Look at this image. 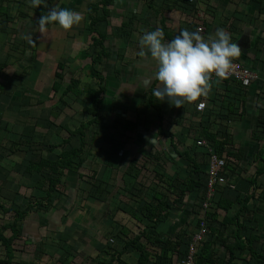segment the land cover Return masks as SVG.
Listing matches in <instances>:
<instances>
[{"label": "rangeland", "instance_id": "374dc122", "mask_svg": "<svg viewBox=\"0 0 264 264\" xmlns=\"http://www.w3.org/2000/svg\"><path fill=\"white\" fill-rule=\"evenodd\" d=\"M95 1L97 0H41L39 5H34L31 0H15L16 9L9 8L8 14L12 20L19 15L18 23L9 25L7 19L4 22L0 20V52L6 54L2 47L9 40L18 47L15 53L9 51V66H6L0 76V85L3 86L0 92V200L4 207L27 209L34 197H46V189L38 183L47 179L50 174L36 172L30 175L22 167L28 161L55 158L62 147L53 146L64 143L71 136L70 131L84 120L91 119L83 110L89 103L85 92L80 97L69 93L61 100L60 93L52 90V84L55 80L62 81L55 76L60 61L66 65L65 84L70 81L73 71L81 79V88L84 89L88 84L96 86L87 66L92 58H77L79 52L88 48L91 42L87 27V5ZM150 1L152 3V0H114L111 17L97 25L114 44L108 47L112 54L110 63L94 65L106 75L108 89L104 94L105 105L99 123L86 129L89 156L79 169L82 176L78 171L68 172L67 180L63 177L61 188L53 192V201L48 203V208L44 205L31 206L28 216L19 222L25 239L21 241V237L17 240L11 264H95L91 257L104 256L109 259L110 254L104 253L100 248L120 246L113 235L121 222L133 227V233L142 227V223L138 226V220L123 211L120 212L123 213L122 216L116 219L117 205L129 208L136 203L135 192L140 190L141 194L149 198L155 188H159L151 170L163 169L155 163L152 153L157 149L163 151V159L166 161L164 172L167 175H184L190 168L188 162L174 151L168 138H159L157 123L153 120L154 110L147 109L148 90L144 92L142 86L138 87L148 84L149 79L140 76L143 72L140 75L133 73L135 67L147 69L153 65L150 53L142 54L139 44L144 31L161 28V24L154 25L152 22V18L156 16L153 7H148ZM240 1L242 4L248 2ZM53 7H67L78 11L83 15V20L71 29H64L55 22L41 28L39 18ZM260 7L264 8V1ZM257 11L261 13V20L254 22L260 29L256 32L254 50L256 56L261 55L264 59V50L260 48L264 46V12ZM14 29H25L26 33L24 31V35H14ZM16 41H22L21 46ZM11 50L14 51L13 48ZM91 51L93 50L90 49ZM145 72L148 76L149 71ZM237 87L240 86L236 85L235 88ZM163 106L166 116L176 114L177 106L169 100L165 99ZM138 111L142 112L140 116L137 115ZM216 115L213 117L217 119ZM128 120L137 121V132L134 135L131 131L125 133ZM171 128L174 132L183 131L184 142L179 145L180 149L189 147L195 136L194 130L188 132L186 125L178 126L176 123ZM225 128L227 127L224 126L223 129ZM125 135H129L127 141H124ZM179 138L183 139V136L177 135V139ZM79 143L78 137L72 136L71 142L64 146H77ZM241 167L239 175L244 181H248L247 173L254 171L255 164L245 163ZM140 168L141 173L136 176ZM204 168H207V162ZM95 172L96 175H93ZM261 177V181H264V175ZM231 179L232 177L227 178L225 182L233 184L231 191L236 194L241 184ZM176 211L178 210L173 211V214ZM13 215L12 211L6 212L0 206V226L11 222ZM166 226L173 233L174 227L169 222ZM3 231L7 235L12 233L6 227ZM3 247L0 244V259L6 252ZM255 248L264 253V243H256ZM69 251H76L75 256L64 258ZM218 256L227 258L223 247ZM242 256H247V250ZM125 257L136 263L137 253L127 252ZM247 262L257 264L254 259H247Z\"/></svg>", "mask_w": 264, "mask_h": 264}, {"label": "trees", "instance_id": "16d2710c", "mask_svg": "<svg viewBox=\"0 0 264 264\" xmlns=\"http://www.w3.org/2000/svg\"><path fill=\"white\" fill-rule=\"evenodd\" d=\"M248 1L262 3L264 0ZM112 5H114V0H97L88 3L87 18L89 21L87 27L91 35V42L88 48L82 49L77 55L79 59L92 58L87 66H89L91 77L96 81V86L88 84L84 89L81 88V79L75 76L73 71H71L70 81L65 84L66 65L60 61L57 64L55 76L63 82L55 80L52 84V90L60 93L61 100H64V96L69 93L80 97L85 92L89 103L84 106L83 110L91 116V119L84 120L77 128L70 131L71 136L64 140V143L53 146V148L62 147L55 158L28 161L22 167L23 171L30 175L36 172H48L50 174L47 179L38 183L46 189V197L44 196L46 200L44 197H34L27 205V209L4 207L0 200V206L6 212L12 211L14 213L11 222L0 226V244L4 246L6 251L3 255V258L6 259H0V264H4V262L11 264L15 257L17 240L21 237V241L25 239L19 222L28 216L31 206L42 207L44 205L48 208V203L53 201V192L61 188V183L63 184L62 178L66 177L67 180V175L70 172H79L89 156L86 129L94 123H99L105 105L104 94L108 89L106 75L94 65L110 63L112 54L108 47L114 44L108 38L107 33L99 30L97 25L111 17ZM152 6L151 3H148V7L151 8ZM41 9L46 11V9ZM259 10L264 12L263 7H259ZM7 12V6L0 5V16L6 15ZM163 21H165L164 17L162 18L161 29L164 31L165 39L171 40L174 37L168 31L167 26L163 24ZM16 32L17 30L14 29L13 33ZM260 48L264 50V46ZM90 49L93 51L90 52ZM10 58L8 57L7 60ZM7 60L0 62V71L9 64ZM263 60L261 55L260 57L258 55L257 61H254L252 65H246L264 76ZM233 61L244 63L238 57H235ZM159 83L157 79L151 80L145 88L148 90L147 109L152 108L154 110L153 120L154 123H157L159 138L161 137L162 140L163 137L168 138L174 151L180 158L188 162L190 168L184 175H167L164 172L166 161L163 159V151L160 149L154 151L152 153L154 161L163 169L151 170L152 173L154 172L153 178L159 183V188H155L153 195L149 198L141 194L139 190L135 192V204H131L129 208L119 204L115 210L116 212L123 211L125 214H131L133 218L138 220L136 224L139 226L142 223V227L139 228L138 232L133 233V227H130L128 223L121 222L117 232L113 235L115 242L120 243V246L100 248L104 253L110 254L109 259L104 256L91 257V259L95 264H185L190 244L193 242L195 234L200 231L201 224L205 223L207 230L203 235L204 238L195 242V261L197 264H248L247 259H254L257 264H264L263 251L255 248L256 243H264V234L261 231H256V224L259 220L256 214L264 205V181H261V176L264 175V85L257 94L256 122L252 134V137L260 142L261 149L254 161V171L249 173L250 175L247 173L248 181L245 180V186L238 187L239 192L235 194L227 186L228 182L226 183L225 180L231 178L239 169L238 165L242 161V153L233 135L228 133V121L236 118L243 119L247 114L250 106V102L247 104L248 87L231 79L216 80L207 87L208 92L202 93L196 100L189 101L188 105L180 106L184 112L178 108L175 115L167 117L163 113L162 99L157 97L154 92ZM236 85L240 87L235 88ZM160 86L162 87L161 84ZM2 90L3 86L0 85V92ZM201 102H206V107L200 113L196 107ZM185 110L188 112L187 116L184 115ZM141 113L138 111L137 115L140 116ZM215 114H217V119L213 117ZM196 120L198 122H195ZM174 123L178 126L186 125L189 128L188 132L194 130L195 136L189 147L180 149L179 145L184 142V134H182L183 139H177V135L181 133L173 131L171 127ZM224 126L227 128L223 129ZM137 127V121L128 120L125 124V133L131 131L134 132V135L137 132ZM72 136L78 137L79 145L65 147V144L71 142ZM128 137L129 135H125L124 141H127ZM212 155L224 159L225 166L220 171L222 180L218 181L216 192L212 195L209 206L204 208L203 203L206 198L205 193ZM206 162L207 168L205 169ZM140 173L141 168L137 170L136 176ZM79 175L82 176L80 172ZM93 175H96V172ZM245 187L247 189H244ZM99 189L102 191L101 188ZM188 199L192 202L190 219L176 227L173 233L168 228L162 231L160 227L163 223H166L168 218L173 215V211L185 209ZM252 200H255V204H252ZM193 207L196 208L193 209ZM190 224L194 229H189ZM4 227L10 229L12 233L7 235L3 231ZM221 247L225 249L227 258L218 256ZM245 250H247V256L243 257ZM131 251L137 253L136 263H132L124 257L127 252ZM74 252L76 251L66 252L64 258L71 255L75 256Z\"/></svg>", "mask_w": 264, "mask_h": 264}, {"label": "crops", "instance_id": "0c3cea01", "mask_svg": "<svg viewBox=\"0 0 264 264\" xmlns=\"http://www.w3.org/2000/svg\"><path fill=\"white\" fill-rule=\"evenodd\" d=\"M14 1L15 0H0V5L7 6L8 8L7 14L0 16V20L3 21L7 19L8 20L7 23L9 25L18 23L19 15L13 18L15 20H12L11 16L8 14L10 13L9 8L16 9ZM149 3H151V1ZM151 4L153 5L152 7L155 11L154 15L156 16L152 18V22L154 23V25L161 24L162 26V18L164 17L165 21H163V24L168 26V31L172 34L174 38L176 35L180 33L182 29L195 31L196 26L203 21L206 27L205 38L214 34L215 30L218 27H223L231 34L233 42L237 43L240 47V53L237 57L240 60H242L244 64L252 65L254 61H257V56L255 55L254 49L256 45L255 40H257L256 32H259L260 29L258 28L257 23L255 25L254 22L256 20H261V13H259V11L257 10H259V7L263 5V2L259 3L254 1L252 2L248 1L242 4L240 0H227V1L216 0L215 3H210L207 0H197L195 3H189L188 1L185 2L184 0H152ZM257 13L258 15H256ZM196 21L198 22L194 23ZM15 30H17V32L14 33V35L15 34L24 35V31L26 33L25 29L24 31L23 30L19 31L18 29ZM108 38L110 39L109 36ZM165 40L167 41L169 39H165ZM21 42L16 41V43L19 44V46H21ZM11 47L14 49V51L11 50L12 49ZM2 49H5L6 54L0 52V62L2 60H7L10 54L9 51L15 53L18 50V47L15 46L14 42L12 43L9 40V43L8 41L4 43V48L2 47ZM4 69H6V67H4L3 70ZM146 70L149 71L148 76H146V72H145ZM2 71H0V76L2 74ZM156 71H157V62L155 59H153V65L150 68L148 67L146 69L142 67L140 68L135 67L133 73H135V75H140L141 72H143V74L140 76H144L148 78L149 81H151L156 79V76H154L153 74ZM215 81L216 80H208V85H211ZM141 86L144 88L145 91V88H147V84L145 86L142 84L138 85L139 88H141ZM262 86L263 83L261 81H257L248 87L249 94L247 97V104H249L250 102V106L248 107L247 114L243 119L236 118L228 122L229 127H231L229 128L228 133H231V135H233V138L235 139L242 153V161H240V164L238 165L239 169L232 176V179L233 180L235 179V182L241 184V186L242 184H245L243 178L240 177L239 175L240 171L242 170L241 165L244 166L245 163L254 162L257 153L261 149L260 142L254 139L252 137V134H253L254 124L256 122L255 117H256V109H257L256 102L258 98L257 94H258V90ZM158 87H161L160 83L156 88ZM208 91L209 89L206 90V92ZM164 100H162V104ZM187 103L188 102L186 101L183 105H186ZM178 108H180L183 111L182 107H177V109ZM196 110L201 113L203 112L204 109L199 110L197 105ZM184 115L186 116L188 115V112L186 110ZM186 116L185 118H187ZM182 134L183 131H181L180 135ZM227 186H230L232 189L233 184H230L228 182ZM252 204H255V200H252ZM190 205H192V202L189 201L188 199L185 205V209L174 212V214L168 218L167 222L170 223V226L172 225L175 229L176 227L182 225L185 221H187V219H190L191 211H192ZM120 212L122 211H117L116 218L122 216L123 213ZM256 215L259 218L256 224V229H257L256 231L258 232L261 231L264 234V208H260V210L257 212ZM166 223H163L164 225L160 227L162 231L166 230L167 228ZM189 229H194L192 224H190Z\"/></svg>", "mask_w": 264, "mask_h": 264}, {"label": "clouds", "instance_id": "9594fccd", "mask_svg": "<svg viewBox=\"0 0 264 264\" xmlns=\"http://www.w3.org/2000/svg\"><path fill=\"white\" fill-rule=\"evenodd\" d=\"M40 2L31 0L34 5ZM82 20L83 15L78 11L53 7L39 18V25L44 28L55 22L64 29H71ZM197 26L195 31L182 29L175 38L167 41L160 27L144 31L139 39L141 53H150L151 58L157 62L155 76L162 87L154 90L155 95L162 100H169L177 107L205 93L210 74L225 76L233 59L240 53L239 45L233 42L225 28L218 27L214 34L205 38L206 35L203 36Z\"/></svg>", "mask_w": 264, "mask_h": 264}, {"label": "built area", "instance_id": "2783aa9c", "mask_svg": "<svg viewBox=\"0 0 264 264\" xmlns=\"http://www.w3.org/2000/svg\"><path fill=\"white\" fill-rule=\"evenodd\" d=\"M190 3H195L197 0H186ZM197 30L201 32L203 36L206 34V27L203 21L197 26ZM214 77L217 79L225 78L231 79L234 82L241 84L242 86L249 87L253 83L257 81H261L264 85V77L258 71L251 70L247 65L243 64L242 62L233 61L230 68L227 70V74L225 76H217L215 73L210 74L208 80H215ZM206 107V102H201L198 104V109L203 110ZM225 166L224 159H219L217 155H212L211 162L209 166V174H208V182L207 188L205 193V201L203 203L204 208L209 206V201L212 198V195L216 192V185L221 178V168ZM223 169V168H222ZM206 225L205 223L201 224V229L198 233L195 234L193 238V242L190 244L189 252L186 257L185 263L186 264H197L195 261V245L197 241L203 239V235L206 233Z\"/></svg>", "mask_w": 264, "mask_h": 264}]
</instances>
